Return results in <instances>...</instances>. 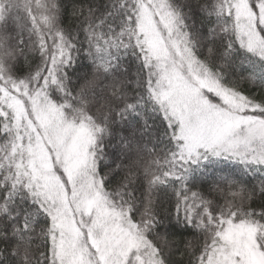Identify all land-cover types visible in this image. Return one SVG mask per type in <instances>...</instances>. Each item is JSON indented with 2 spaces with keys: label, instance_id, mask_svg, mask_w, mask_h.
I'll list each match as a JSON object with an SVG mask.
<instances>
[{
  "label": "snow or ice",
  "instance_id": "1",
  "mask_svg": "<svg viewBox=\"0 0 264 264\" xmlns=\"http://www.w3.org/2000/svg\"><path fill=\"white\" fill-rule=\"evenodd\" d=\"M0 264H264V0H0Z\"/></svg>",
  "mask_w": 264,
  "mask_h": 264
}]
</instances>
